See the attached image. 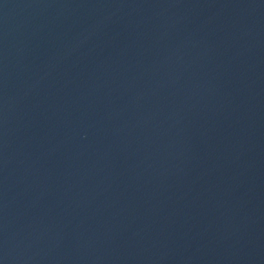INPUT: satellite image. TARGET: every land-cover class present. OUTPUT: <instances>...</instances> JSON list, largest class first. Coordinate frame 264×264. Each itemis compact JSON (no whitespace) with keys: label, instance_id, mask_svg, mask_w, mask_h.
<instances>
[{"label":"water","instance_id":"95a60500","mask_svg":"<svg viewBox=\"0 0 264 264\" xmlns=\"http://www.w3.org/2000/svg\"><path fill=\"white\" fill-rule=\"evenodd\" d=\"M0 264H264V0H0Z\"/></svg>","mask_w":264,"mask_h":264}]
</instances>
